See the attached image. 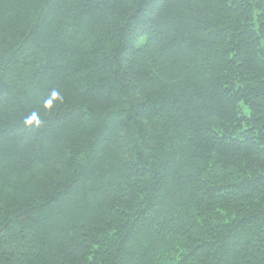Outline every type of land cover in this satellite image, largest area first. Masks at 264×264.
<instances>
[{
	"label": "trees",
	"instance_id": "16d2710c",
	"mask_svg": "<svg viewBox=\"0 0 264 264\" xmlns=\"http://www.w3.org/2000/svg\"><path fill=\"white\" fill-rule=\"evenodd\" d=\"M0 264H264V0H0Z\"/></svg>",
	"mask_w": 264,
	"mask_h": 264
},
{
	"label": "clouds",
	"instance_id": "9594fccd",
	"mask_svg": "<svg viewBox=\"0 0 264 264\" xmlns=\"http://www.w3.org/2000/svg\"><path fill=\"white\" fill-rule=\"evenodd\" d=\"M35 119H36V117H35V115H33V117L31 118V120L28 121V123H31L32 120H35Z\"/></svg>",
	"mask_w": 264,
	"mask_h": 264
}]
</instances>
